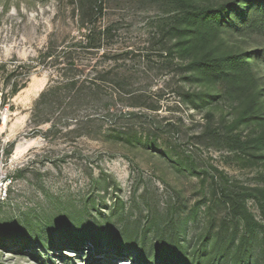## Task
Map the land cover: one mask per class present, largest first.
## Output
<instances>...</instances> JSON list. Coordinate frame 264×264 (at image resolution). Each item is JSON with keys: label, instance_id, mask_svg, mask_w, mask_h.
<instances>
[{"label": "rangeland", "instance_id": "obj_1", "mask_svg": "<svg viewBox=\"0 0 264 264\" xmlns=\"http://www.w3.org/2000/svg\"><path fill=\"white\" fill-rule=\"evenodd\" d=\"M81 5L0 0V264H166L179 240L191 259L231 226L221 188H253L264 174V162L197 139L209 112L222 132L253 91L220 82L217 100L194 110L178 92L200 87L163 52L177 12L159 0H99L83 20ZM91 31L100 49L86 48ZM249 34L228 44L264 51V24ZM257 75L264 96V64ZM72 81L81 94L64 88ZM50 86L63 88L36 115ZM246 205L263 222L257 203Z\"/></svg>", "mask_w": 264, "mask_h": 264}, {"label": "trees", "instance_id": "obj_2", "mask_svg": "<svg viewBox=\"0 0 264 264\" xmlns=\"http://www.w3.org/2000/svg\"><path fill=\"white\" fill-rule=\"evenodd\" d=\"M167 6L169 11L177 12L172 17V25L163 31L162 40L167 39L169 47H163V52L173 60H180L184 79L200 87L199 91L181 89L178 95L183 102L192 109L202 111L217 100L213 90L220 82H226L239 88L252 89L253 94L238 113L235 120L224 131L213 126L214 115L209 112L204 130L197 139H210L212 141L225 142L232 151H236L241 157L257 163L264 162V101L262 90L259 88L257 73L264 64V51L253 53L230 46L227 37L236 35L249 36L250 28L264 24V0H159ZM99 0H82L81 12L85 19V10H88V18L92 17L98 9ZM89 3V7L85 6ZM101 7V6H100ZM101 9V8H100ZM87 13V11H86ZM92 21H90L91 23ZM87 24L82 22V26ZM89 27V25H87ZM86 26V27H87ZM87 49H100L101 39L94 34L88 35ZM76 82L72 81L64 88L74 95L82 93V88H76ZM63 87H48L35 103L36 115H43V106L51 101H45L58 97L59 90ZM13 93L17 92L15 88ZM136 98V97H135ZM137 106L139 104H136ZM152 110L156 107L151 106ZM42 122L49 118H41ZM222 120L221 123H223ZM254 128L251 136L243 139L235 132L240 127ZM259 185L253 188H245L241 191L221 188V201L228 206L231 226L226 221L222 222L219 231L209 242L210 234L200 252L192 254L191 259L185 256L188 247L180 240L169 245L176 254V259L166 264H264V174L259 177ZM217 183L213 186L216 194ZM253 199L261 212L263 222L256 219L248 209L246 201ZM229 228H233L228 232ZM227 231V232H226ZM262 236L260 260H254L255 243ZM95 241L94 243H96ZM97 245V244H96ZM149 264H161L151 261ZM165 264V263H164Z\"/></svg>", "mask_w": 264, "mask_h": 264}]
</instances>
